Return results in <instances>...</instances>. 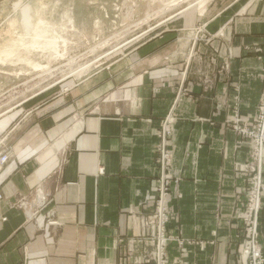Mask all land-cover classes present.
<instances>
[{
	"label": "crops",
	"instance_id": "0c3cea01",
	"mask_svg": "<svg viewBox=\"0 0 264 264\" xmlns=\"http://www.w3.org/2000/svg\"><path fill=\"white\" fill-rule=\"evenodd\" d=\"M239 1L111 81L0 115V264H154L164 183L166 264H241L252 145L232 126L264 98V0ZM258 233L264 255V194Z\"/></svg>",
	"mask_w": 264,
	"mask_h": 264
},
{
	"label": "rangeland",
	"instance_id": "374dc122",
	"mask_svg": "<svg viewBox=\"0 0 264 264\" xmlns=\"http://www.w3.org/2000/svg\"><path fill=\"white\" fill-rule=\"evenodd\" d=\"M198 1L0 0V115L23 102L47 101L73 94L81 86L93 89L103 81H111L113 76L127 72L130 56L149 52L161 39L181 38L183 24H194L197 30L207 31L210 22H220L225 13L237 10L241 4L239 0H208L202 5ZM89 64L91 68L84 75L78 78L70 75ZM34 65L40 66L39 69ZM258 115L257 111L253 123L241 127L235 115L237 120L232 126L252 145L246 165V202L254 176L250 164L256 147L250 133L258 130ZM263 153L264 144L262 160ZM261 177L260 209L264 194L263 169ZM155 214L156 207L151 217ZM149 219L144 223L152 236L148 257L158 264V229L156 223L149 227ZM167 223L164 226L165 264L170 241Z\"/></svg>",
	"mask_w": 264,
	"mask_h": 264
},
{
	"label": "built area",
	"instance_id": "2783aa9c",
	"mask_svg": "<svg viewBox=\"0 0 264 264\" xmlns=\"http://www.w3.org/2000/svg\"><path fill=\"white\" fill-rule=\"evenodd\" d=\"M259 117L257 122L258 130L256 133H250L255 139L256 147L253 153L252 163L250 164V171L253 172V177L249 186L248 199L245 207L244 219V241L240 250L239 260L241 264H264V256L258 244V213L260 210V192L263 190L261 184V163H262V148L264 144V98L261 101L259 108ZM247 135V132H243ZM167 157V152H163V161ZM8 156H1L0 163H6ZM165 183L163 188L159 191V198L156 201V214L154 217H150L148 225L152 223L158 229V250L159 256L158 264H165L164 262V250L167 239L164 235V226L167 223L168 216L166 211V192ZM147 224V223H146Z\"/></svg>",
	"mask_w": 264,
	"mask_h": 264
},
{
	"label": "bare ground",
	"instance_id": "6f19581e",
	"mask_svg": "<svg viewBox=\"0 0 264 264\" xmlns=\"http://www.w3.org/2000/svg\"><path fill=\"white\" fill-rule=\"evenodd\" d=\"M198 1V0H197ZM208 0H199L198 1V4H204V3H206ZM34 47V46H33ZM5 52V51H4ZM7 53V52H6ZM74 62V61H73ZM39 67L40 66H38V65H34V68H36V69H39ZM91 68V64H89V65H85V66H83V67H80V68H78L77 70H75L74 72H71V76H74V77H76V78H78V77H80V76H82V75H84L86 72H88V70ZM43 69V68H42Z\"/></svg>",
	"mask_w": 264,
	"mask_h": 264
}]
</instances>
